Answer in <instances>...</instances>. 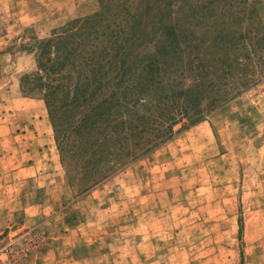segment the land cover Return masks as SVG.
Instances as JSON below:
<instances>
[{
  "label": "rangeland",
  "instance_id": "374dc122",
  "mask_svg": "<svg viewBox=\"0 0 264 264\" xmlns=\"http://www.w3.org/2000/svg\"><path fill=\"white\" fill-rule=\"evenodd\" d=\"M240 1L206 89L223 101L152 144L148 126L119 141L106 116L79 121L81 106L55 128L22 81L38 42L99 0H0V264H264V0ZM159 111L141 113L152 125Z\"/></svg>",
  "mask_w": 264,
  "mask_h": 264
},
{
  "label": "trees",
  "instance_id": "16d2710c",
  "mask_svg": "<svg viewBox=\"0 0 264 264\" xmlns=\"http://www.w3.org/2000/svg\"><path fill=\"white\" fill-rule=\"evenodd\" d=\"M99 2L96 13L40 40L37 71L22 77L42 93L55 128L68 117L61 108L70 113L81 106L79 121L106 116L119 141L148 132L147 143H160L172 136L178 117L193 124L223 101L206 89L220 79L221 53L236 43V33L223 35L222 29L227 10L245 8L240 0ZM210 51L216 54L211 63ZM204 98L205 109L199 104ZM154 107L160 111L148 125L141 110ZM84 138L94 142L90 131Z\"/></svg>",
  "mask_w": 264,
  "mask_h": 264
}]
</instances>
